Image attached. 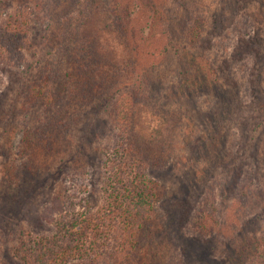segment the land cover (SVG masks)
<instances>
[{
    "label": "rangeland",
    "instance_id": "rangeland-1",
    "mask_svg": "<svg viewBox=\"0 0 264 264\" xmlns=\"http://www.w3.org/2000/svg\"><path fill=\"white\" fill-rule=\"evenodd\" d=\"M120 1L130 16L118 25L127 27L119 30L120 52L131 62L123 75L115 72L123 84L107 96L110 82L100 88L84 66L88 53L114 61L97 38L109 43V34L72 31L69 0H0V264H24V238L55 234L45 215L55 213L58 199L71 195L82 212L89 196L90 211L101 209L109 155L136 140L135 98L168 114L176 131L168 156L139 150L146 155L137 165L163 199L160 241L126 264H194L186 249L198 253L197 264H239L246 249L253 264L264 254V0ZM6 48L21 51L22 60L5 58ZM58 115L68 116V131ZM164 159L161 169L156 161ZM168 199L174 206L192 201L193 214L184 220Z\"/></svg>",
    "mask_w": 264,
    "mask_h": 264
},
{
    "label": "trees",
    "instance_id": "trees-1",
    "mask_svg": "<svg viewBox=\"0 0 264 264\" xmlns=\"http://www.w3.org/2000/svg\"><path fill=\"white\" fill-rule=\"evenodd\" d=\"M71 6L76 8L68 13L69 19L73 20L70 28L72 31L81 28L82 32H88L89 28L93 27L101 34L110 35L109 43L104 36L97 35V38L100 46L107 44L106 53L113 52L114 61L106 62V58L100 56L99 53V57L92 58V54L88 53V64L84 66L88 76L99 77L96 79L99 80L100 88L102 86L104 88L110 82L106 93L107 96H110L115 93V90L116 92L120 90L118 89L119 85L123 84V81H121L122 84L119 83L123 76L117 80L114 78L115 72L121 69L120 75H123L122 70L125 73L126 64L131 62V55L124 57V54L121 55L120 52L122 47H120L122 45L120 43L121 31H123L122 28L127 27L118 26L119 23L122 26V17L125 16L127 7L124 1L120 0H69V8L66 11H69ZM77 10L82 12L80 18L75 15L72 17ZM125 17L130 18L129 15ZM99 24H102V29H99ZM94 33L97 34L96 31ZM7 36H10L9 33L1 35L3 46L10 43ZM63 42L66 55L71 56L75 43L69 31L64 35ZM2 53L5 54V58L22 60L21 51L17 52L12 48H6L2 50ZM225 94L228 95L227 92ZM260 94H264V92H260ZM132 100V134L136 140L127 144L128 147H125L126 144H122L116 148L114 155H109L106 164L107 178L103 206L96 214L92 213L89 202L86 200L88 196L83 198L87 204L86 208L84 207L85 210L78 212L71 195L64 198L65 202L58 199L55 202V206L58 204L57 209H54L55 213L45 215L46 220L55 227V234L51 238H33L31 235L24 238L18 249V252L22 254L21 258L24 264H70L71 262L97 264L103 261L111 262V260H115L118 264H126L128 260L132 259L134 253L140 258L146 251L154 252L158 249L160 241L159 225L157 224L159 220L158 202L162 203L163 199L160 198L159 188L155 181L148 176L146 168L139 167L137 163L146 153L155 156L157 152H161L162 158L168 156L171 152L170 147L173 144L176 125L169 119L168 114L156 113L152 107L143 103L142 99ZM66 117L58 115L59 119H64V122L58 123L68 131L69 124ZM52 125L55 126L53 123ZM42 136H45V133ZM139 150H144L142 152L146 153L142 154ZM164 160H160L161 163L156 161L161 169L168 166L169 161ZM161 196L164 198V195ZM183 202L179 201L178 205L174 206L169 200L166 204L171 205L174 211L177 209L184 211V220H186L189 214H193L195 205L192 201ZM189 202H192V205ZM186 204H189L186 206L187 210H185ZM200 220L201 223H205V218L201 217ZM225 226L226 224H219V235L224 234ZM166 236L168 237V235ZM195 241L204 243L208 247L211 244L210 240L198 239ZM229 245L232 243L226 244V246ZM250 245H253V242ZM245 250L243 249L241 255H237L239 264L249 262ZM153 254L156 258V254ZM195 254L194 256L193 251L186 249L187 262L197 264L193 260L202 261L198 257V253ZM257 256L252 257L255 260L253 264H264V254ZM214 264L224 263L214 261Z\"/></svg>",
    "mask_w": 264,
    "mask_h": 264
}]
</instances>
